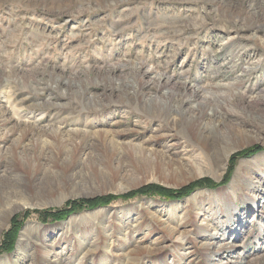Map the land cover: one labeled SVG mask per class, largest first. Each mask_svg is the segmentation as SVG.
<instances>
[{
    "label": "rangeland",
    "instance_id": "374dc122",
    "mask_svg": "<svg viewBox=\"0 0 264 264\" xmlns=\"http://www.w3.org/2000/svg\"><path fill=\"white\" fill-rule=\"evenodd\" d=\"M259 3L0 0V264H264Z\"/></svg>",
    "mask_w": 264,
    "mask_h": 264
},
{
    "label": "bare ground",
    "instance_id": "6f19581e",
    "mask_svg": "<svg viewBox=\"0 0 264 264\" xmlns=\"http://www.w3.org/2000/svg\"><path fill=\"white\" fill-rule=\"evenodd\" d=\"M259 4H260L259 8H258L259 11L258 10L255 11V15H254V18H253V20H254V22H253L254 28H249V29H251L252 32L255 33V34L256 33L259 34L261 32L262 34L260 36H258V38H260V41L264 42V37H263L264 36V21H260V19L257 20V18H259L261 16H263V18H264V0H260ZM147 71L149 73L153 72L152 69H144L142 71L141 78L138 80V88H140V92H147L146 90H143V91L141 90V88L143 86H146V85H148L149 88L153 87V88L159 90L163 85L167 84L168 81L167 80H161L160 77L158 78L157 81L145 82L143 80L144 79V73H146ZM68 82L69 81H66L65 83H68ZM181 97L185 98V99H190V97H188L186 95V91L181 94ZM181 101L183 102V100H181ZM177 105H178L177 108H179V110L182 109L181 108L182 107L181 103H178ZM193 115H194L193 122L196 123L197 128L194 131L195 134H194V132H192V133L196 137L195 139H197L201 143V146L203 148H205V149L209 148V146L211 144L210 140H213V139H211V137L213 136L214 132H217V131H219L221 129H224V130L228 129L227 126H229V122H227L228 120L225 118V116L222 115V113H219V112H216V111L207 112L206 110L203 109V110H198L197 112H194ZM139 151H140L139 155L140 154L143 155L148 160L152 159V153L153 152H152L151 149L150 150H146V148L141 147L139 149ZM223 151H225V150H223ZM154 159H155V157H154ZM164 159H166L165 162H157V163H159L158 166L167 167V168H170L172 170H165L162 173L160 171L161 175L167 174L168 172H169V174H171V172L173 170H174L173 172H181V170H184V169L187 168L186 165L188 163H185L184 160H178L179 162L177 164H173V163H171V160L167 156H165ZM225 161H226V159H225ZM190 162H191V160H190ZM194 164L196 165L197 163L195 162ZM193 168L199 169V168H197V166H195V167L193 166ZM151 169L153 171V168H151ZM235 245H236L235 243H228V242L227 243L225 242V243L218 244V246H217L218 248L214 249V254L217 255V256H220L221 258L218 260V262L216 264H236V261L234 260V256H225V257L221 256V253L225 249H227L228 252L231 254V252L233 251Z\"/></svg>",
    "mask_w": 264,
    "mask_h": 264
}]
</instances>
